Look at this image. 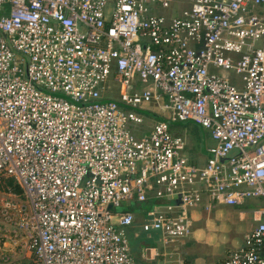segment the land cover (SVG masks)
<instances>
[{"label": "built area", "instance_id": "2783aa9c", "mask_svg": "<svg viewBox=\"0 0 264 264\" xmlns=\"http://www.w3.org/2000/svg\"><path fill=\"white\" fill-rule=\"evenodd\" d=\"M187 122L213 141L202 166L171 132ZM251 199L264 0H0V264H141L130 204L156 255L190 264L176 249L192 211ZM253 219L222 264H264V208Z\"/></svg>", "mask_w": 264, "mask_h": 264}, {"label": "rangeland", "instance_id": "374dc122", "mask_svg": "<svg viewBox=\"0 0 264 264\" xmlns=\"http://www.w3.org/2000/svg\"><path fill=\"white\" fill-rule=\"evenodd\" d=\"M158 13L165 15V10H158ZM236 86L240 85V77L235 75L232 72L221 73ZM114 99L118 103V96L116 93H112ZM146 132L148 129L144 127ZM171 132L174 135H179L184 137L186 147L183 152L184 156L189 159L190 163L196 166L204 165L206 161V149L211 146L213 141L206 135V132L199 126L194 125L193 123L187 122L184 124H174L171 126ZM138 136H142L138 134ZM14 185V183H13ZM15 186V185H14ZM12 186V187H14ZM19 188V187H17ZM131 206L134 204H130ZM126 207V204L122 205ZM147 207V206H146ZM264 208V203L262 200L251 199L246 202V204L240 207H229V206H220L218 209H222L220 214L211 213L212 220L215 225L219 226V229L211 233L215 238V245L218 247L224 245L225 251H232L236 248L237 243L243 241L244 236L251 231L255 223L252 220V215L255 210ZM236 209V211H234ZM238 211L244 213V219L240 220L237 217ZM144 211H142L143 213ZM209 226L203 225L202 230L209 232ZM133 231H128L126 237L130 247L136 246L137 248H142L145 244H152V241L147 238V233L143 232L140 227L134 226ZM210 233V232H209ZM153 240L159 238V233L151 232ZM229 253V252H228Z\"/></svg>", "mask_w": 264, "mask_h": 264}, {"label": "crops", "instance_id": "0c3cea01", "mask_svg": "<svg viewBox=\"0 0 264 264\" xmlns=\"http://www.w3.org/2000/svg\"><path fill=\"white\" fill-rule=\"evenodd\" d=\"M184 126L185 123H178ZM174 133V132H173ZM208 136V134L206 133ZM179 136V135H178ZM182 137V136H181ZM209 137V136H208ZM184 138V137H183ZM213 144V143H212ZM211 144V145H212ZM206 155V152H205ZM205 164V163H204ZM247 202V201H246ZM246 202L244 204H246ZM242 204V205H244ZM242 205L236 206L240 207ZM220 206H217L213 210L209 212L204 211L203 208H198L193 210L191 213L192 217V227H191V235L180 242V245L176 249L177 252L186 260V262L190 264H222L223 260L227 257L228 251H225L224 245L217 248L215 245L214 235L211 233L216 232L219 229V226L215 225L211 213L220 214L222 209H218ZM236 211V209L234 210ZM133 225L127 229V232L133 231V227L138 226L141 228V223L143 221V214H139L137 212ZM237 217L242 220L244 219V213L242 211H238ZM253 228L256 226V222ZM209 226V232L203 231L202 226ZM252 228V229H253ZM251 229V230H252ZM147 238L152 241V244H145L142 248H137L136 246L130 247V255L134 261L141 264H169L168 259L162 257L161 255H156V250H160L159 238L156 239L155 242L153 240L152 234H147ZM242 242L237 243L236 248L239 247ZM157 248V249H150ZM235 248V249H236Z\"/></svg>", "mask_w": 264, "mask_h": 264}, {"label": "trees", "instance_id": "16d2710c", "mask_svg": "<svg viewBox=\"0 0 264 264\" xmlns=\"http://www.w3.org/2000/svg\"><path fill=\"white\" fill-rule=\"evenodd\" d=\"M177 124V123H176ZM172 125H174V124H172ZM171 125V126H172ZM6 185L7 186H14L13 185V182L11 181V180H6ZM16 192H19V191H17L16 190ZM131 211H133V213H135V217H136V214H138L137 212H139V214H142V211H144L145 212V210H147L148 208L146 207V205H136V204H134V205H132L131 206V208H129ZM143 212V213H144Z\"/></svg>", "mask_w": 264, "mask_h": 264}]
</instances>
